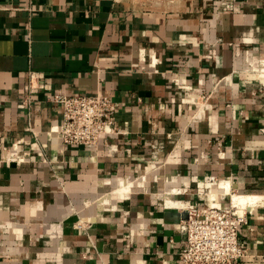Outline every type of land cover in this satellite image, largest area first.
<instances>
[{
    "label": "crops",
    "instance_id": "0c3cea01",
    "mask_svg": "<svg viewBox=\"0 0 264 264\" xmlns=\"http://www.w3.org/2000/svg\"><path fill=\"white\" fill-rule=\"evenodd\" d=\"M59 91L110 96L119 133L48 140ZM208 177L257 198L235 264H264V0H0V264H181L185 207L230 203Z\"/></svg>",
    "mask_w": 264,
    "mask_h": 264
},
{
    "label": "built area",
    "instance_id": "2783aa9c",
    "mask_svg": "<svg viewBox=\"0 0 264 264\" xmlns=\"http://www.w3.org/2000/svg\"><path fill=\"white\" fill-rule=\"evenodd\" d=\"M41 78L32 74L31 81ZM48 90L47 85L38 88ZM35 87L32 83L30 91ZM30 93L23 105L32 104ZM53 102L59 105L62 120L50 127L48 140L57 139L63 145L94 146L104 137L119 133L116 126L117 107L108 95H75L64 92L53 95ZM37 137V134H34ZM110 153L116 150L109 148ZM221 181L208 177L203 182L210 187H221ZM186 217L179 223V259L181 264H235L247 255V241L242 240L240 228L247 221L249 207L238 209L230 197L229 205L216 199L206 207L191 204L185 207Z\"/></svg>",
    "mask_w": 264,
    "mask_h": 264
},
{
    "label": "bare ground",
    "instance_id": "6f19581e",
    "mask_svg": "<svg viewBox=\"0 0 264 264\" xmlns=\"http://www.w3.org/2000/svg\"><path fill=\"white\" fill-rule=\"evenodd\" d=\"M199 106V105H198ZM166 173V172H165ZM159 183V188L164 187L169 182L167 176L164 174V171L161 170L160 173L156 176L154 182ZM174 182V181H173ZM150 181L146 179V177L139 178L137 180H120L117 186L113 189L112 192L103 195L104 197L100 201V205H104V203H114L117 199L115 197L125 198L128 197L130 194L135 193V191L145 189V193H149L150 189L148 184ZM183 184V183H182ZM158 188V187H157ZM227 195H230L232 198L233 204L238 209H242L244 207H251L256 202V197H252L251 195L245 194H233L231 192V186L226 182L221 183V187ZM182 190L173 188L171 190H167L165 192L166 200L171 207H182L183 205L178 201H175L176 196L181 194ZM216 196V195H215ZM229 197V198H230ZM102 208V207H100Z\"/></svg>",
    "mask_w": 264,
    "mask_h": 264
},
{
    "label": "rangeland",
    "instance_id": "374dc122",
    "mask_svg": "<svg viewBox=\"0 0 264 264\" xmlns=\"http://www.w3.org/2000/svg\"><path fill=\"white\" fill-rule=\"evenodd\" d=\"M158 173H160V171H158L157 173H154V174H152V175H149V176H144V177H147L146 179L148 180V181H151L149 184H148V187H149V189H151V187H153L154 189L153 190H156V188L157 187H159V183H157L156 181L154 182V178H156V176L158 175ZM137 178H132L131 180H136ZM165 190V189H164ZM135 193H145V189H143V190H138V191H135ZM165 194V193H164ZM104 196L102 195V197L97 201V205H98V207H102L103 208V206L102 205H100V201H101V199L103 198ZM165 197H166V195H165ZM95 207H96V204H95Z\"/></svg>",
    "mask_w": 264,
    "mask_h": 264
}]
</instances>
